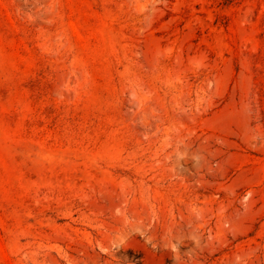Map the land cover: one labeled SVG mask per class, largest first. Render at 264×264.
Segmentation results:
<instances>
[{"label": "rangeland", "instance_id": "obj_1", "mask_svg": "<svg viewBox=\"0 0 264 264\" xmlns=\"http://www.w3.org/2000/svg\"><path fill=\"white\" fill-rule=\"evenodd\" d=\"M0 264H264V0H0Z\"/></svg>", "mask_w": 264, "mask_h": 264}]
</instances>
